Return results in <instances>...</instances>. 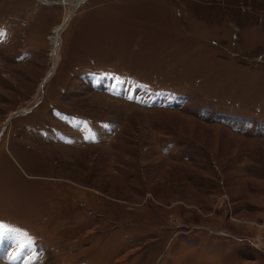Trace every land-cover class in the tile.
I'll use <instances>...</instances> for the list:
<instances>
[{
    "label": "rangeland",
    "instance_id": "374dc122",
    "mask_svg": "<svg viewBox=\"0 0 264 264\" xmlns=\"http://www.w3.org/2000/svg\"><path fill=\"white\" fill-rule=\"evenodd\" d=\"M2 245L264 264V0H0Z\"/></svg>",
    "mask_w": 264,
    "mask_h": 264
},
{
    "label": "bare ground",
    "instance_id": "6f19581e",
    "mask_svg": "<svg viewBox=\"0 0 264 264\" xmlns=\"http://www.w3.org/2000/svg\"><path fill=\"white\" fill-rule=\"evenodd\" d=\"M64 2H66V1H64ZM69 17V15L68 16H66L65 17V20L67 19ZM65 22V21H64ZM63 24H65V23H63ZM63 27L62 26H59L58 28L56 27V29H55V37L53 38V42H52V46H53V49H52V53H51V59H52V65H51V69L47 72V74H46V76L43 78V80H42V82H41V84H40V86H44L45 84H46V82L51 78V76H52V73L54 72V70H55V67H56V63H57V46H58V40H59V34H60V32H61V29H62ZM7 240V239H6ZM9 241V240H8ZM4 245H2V247H0V249H3L4 247H3ZM16 250H17V248H15ZM9 249H7L6 251H8ZM3 251V250H2ZM6 254V256L7 255H9L10 254V250L8 251V253L6 252L5 253ZM4 255V254H3ZM2 263H3V261H2ZM0 264H1V262H0Z\"/></svg>",
    "mask_w": 264,
    "mask_h": 264
}]
</instances>
